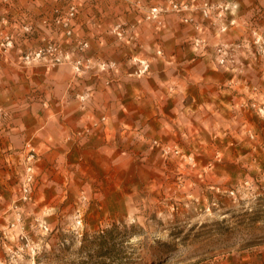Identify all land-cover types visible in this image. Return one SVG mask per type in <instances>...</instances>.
Returning <instances> with one entry per match:
<instances>
[{
	"label": "rangeland",
	"instance_id": "1",
	"mask_svg": "<svg viewBox=\"0 0 264 264\" xmlns=\"http://www.w3.org/2000/svg\"><path fill=\"white\" fill-rule=\"evenodd\" d=\"M15 1L0 0V56L19 36L36 39L23 67L114 66L77 57L88 19L117 38L133 22L150 30L153 59L136 60V76L156 72L164 34L203 66L156 72L185 83L179 119L155 105L148 144L115 175L43 184L32 140L11 154L0 166V264H264V0H21L18 37L5 31ZM6 116L0 107V124Z\"/></svg>",
	"mask_w": 264,
	"mask_h": 264
},
{
	"label": "crops",
	"instance_id": "2",
	"mask_svg": "<svg viewBox=\"0 0 264 264\" xmlns=\"http://www.w3.org/2000/svg\"><path fill=\"white\" fill-rule=\"evenodd\" d=\"M15 5L19 11L13 4L4 8L12 15L5 31L18 37L27 6L21 0ZM82 23L78 31L89 47L77 57L114 66H93L81 75L69 64L26 68L21 66L22 57L36 39L27 43L20 36L16 46L0 56V107L7 112L0 124V166L32 140L40 157L36 171L43 184L54 183L56 177L74 184L80 175L87 180L103 170L115 175L123 162L136 163L139 149L151 138L148 131L156 120L155 105H166V117L176 121L180 116L176 107L186 99L185 83L179 76L166 78L156 72L174 67L194 72V67L203 66L193 52L175 47L181 39L171 40L175 36L164 34L160 38L164 57L158 60L156 72L136 76L135 61L153 59L155 41L149 29L133 22L135 30L117 38L106 25H92L89 19ZM140 156L146 161L147 151ZM0 177L5 183L3 172ZM7 204L1 195L0 213Z\"/></svg>",
	"mask_w": 264,
	"mask_h": 264
},
{
	"label": "built area",
	"instance_id": "3",
	"mask_svg": "<svg viewBox=\"0 0 264 264\" xmlns=\"http://www.w3.org/2000/svg\"><path fill=\"white\" fill-rule=\"evenodd\" d=\"M169 151H170V150H168V149H165V150H164L165 153H168ZM174 153H175V154H178V151H175Z\"/></svg>",
	"mask_w": 264,
	"mask_h": 264
}]
</instances>
